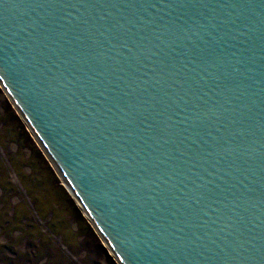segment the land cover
I'll use <instances>...</instances> for the list:
<instances>
[{
  "label": "water",
  "instance_id": "water-1",
  "mask_svg": "<svg viewBox=\"0 0 264 264\" xmlns=\"http://www.w3.org/2000/svg\"><path fill=\"white\" fill-rule=\"evenodd\" d=\"M0 84L120 264H264V0H0Z\"/></svg>",
  "mask_w": 264,
  "mask_h": 264
},
{
  "label": "rangeland",
  "instance_id": "rangeland-1",
  "mask_svg": "<svg viewBox=\"0 0 264 264\" xmlns=\"http://www.w3.org/2000/svg\"><path fill=\"white\" fill-rule=\"evenodd\" d=\"M53 165L0 84V264H120Z\"/></svg>",
  "mask_w": 264,
  "mask_h": 264
},
{
  "label": "bare ground",
  "instance_id": "bare-ground-1",
  "mask_svg": "<svg viewBox=\"0 0 264 264\" xmlns=\"http://www.w3.org/2000/svg\"><path fill=\"white\" fill-rule=\"evenodd\" d=\"M12 100V99H11ZM29 128V127H28ZM32 131V130H31ZM32 133H33V135L35 136V134H34V132L32 131ZM35 138H36V136H35ZM36 140L38 141V143L40 144V146L43 148V150H44V152L46 153V155H47V157H48V159L50 160V162H51V164L53 165V160L51 159V157L49 156V154L47 153V151L45 150V148L43 147V145L41 144V142L38 140V138H36ZM53 166H56L55 165V163H54V165ZM55 169H57L58 171H59V169L57 168V166H56V168ZM56 170V171H57ZM57 171V173L59 174V176L61 177V179H63V181H65V186L67 187V185H68V183L66 182V180L64 179V177L62 176V174L60 173V171L58 172ZM66 183H67V185H66ZM68 189H69V191L75 196V199L77 198L76 197V195L73 193V191L71 190V188L69 187V185H68V187H67ZM77 200H78V198H77ZM78 202L80 203V206L82 207V209H83V211L87 214H85L87 217H89V221L91 222V224L94 226V228L97 230V232L100 234V236H101V238L103 239V241H104V243L106 242L108 245V248L110 249V250H112L111 248H110V244L107 242V241H105V237L103 236V234L101 233V231L99 230V228L97 227V225L94 223V221L92 220V218L90 217V215L87 213V211L85 210V208L83 207V205L81 204V202L78 200ZM114 251V250H113ZM112 252V251H111ZM113 253V252H112ZM114 254H115V252H114ZM115 256H116V254H115ZM116 258H117V256H116ZM119 260V259H118ZM120 262V261H119Z\"/></svg>",
  "mask_w": 264,
  "mask_h": 264
}]
</instances>
